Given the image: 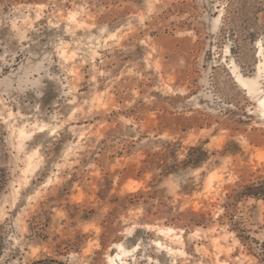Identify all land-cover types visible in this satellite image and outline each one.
<instances>
[{"label": "rangeland", "instance_id": "374dc122", "mask_svg": "<svg viewBox=\"0 0 264 264\" xmlns=\"http://www.w3.org/2000/svg\"><path fill=\"white\" fill-rule=\"evenodd\" d=\"M262 99L264 0H0V264H264Z\"/></svg>", "mask_w": 264, "mask_h": 264}, {"label": "trees", "instance_id": "16d2710c", "mask_svg": "<svg viewBox=\"0 0 264 264\" xmlns=\"http://www.w3.org/2000/svg\"><path fill=\"white\" fill-rule=\"evenodd\" d=\"M33 264H65V263L54 259H46V260L37 261Z\"/></svg>", "mask_w": 264, "mask_h": 264}, {"label": "bare ground", "instance_id": "6f19581e", "mask_svg": "<svg viewBox=\"0 0 264 264\" xmlns=\"http://www.w3.org/2000/svg\"><path fill=\"white\" fill-rule=\"evenodd\" d=\"M260 46V45H259ZM259 69V68H258ZM260 70V69H259ZM239 80H240V82L243 84V85H246L248 82L247 81H245L246 79H244V78H239ZM249 84V83H248ZM263 98V97H262ZM260 105L263 107V110H264V99H262L261 101H260Z\"/></svg>", "mask_w": 264, "mask_h": 264}]
</instances>
